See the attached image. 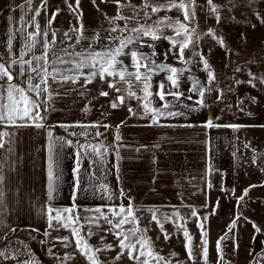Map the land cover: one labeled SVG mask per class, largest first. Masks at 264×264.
<instances>
[{"label":"crops","instance_id":"0c3cea01","mask_svg":"<svg viewBox=\"0 0 264 264\" xmlns=\"http://www.w3.org/2000/svg\"><path fill=\"white\" fill-rule=\"evenodd\" d=\"M55 4L62 3L63 18L54 21L51 31H56L57 41L64 39V32L82 23L84 35L91 37L97 31L102 35L109 27L105 16L114 17L117 14L115 3L101 2V0H80L78 12L82 15L77 19L76 12L70 11L68 4L75 5L76 0H56ZM140 5L142 0H132ZM25 0L17 1L11 9L21 12L18 5ZM42 0H33V7H40ZM27 7V5H25ZM10 10V7L8 8ZM196 19L194 27L200 38L195 51L200 55H193L192 50H185V59L191 63L179 61L168 40L155 41L157 63H165L177 69L184 70L179 77V85L184 89L176 98L168 95L165 101L158 96H151V106L161 108L165 102L171 107L163 109L164 113L175 112L176 115H162L158 123L152 124L150 116L143 115L141 102L136 98L127 99L125 104L116 109L110 107V101L118 94L107 87L98 77L90 84L84 85L83 77L76 84L54 85L62 95L56 96L53 110L46 114V127L38 129L33 126L8 127L0 125V131L14 133L11 145L5 144L0 149V165L3 167V204L0 206V221L17 218L32 220L44 219L49 207H78L82 209L102 207L110 208L129 202L137 206L175 209L178 206H193L209 210L214 219L236 218L240 213L239 204L264 205V127L207 128L209 119L216 121L210 112L207 95L206 72L199 65L201 55L207 54L208 45V4L207 0H196ZM22 13V12H21ZM20 13V16L23 14ZM130 14V10H125ZM31 13L26 17L31 19ZM45 10L41 8V15L37 17L41 29L47 25L44 19ZM169 16L173 20L179 18L183 21L181 10L160 11L153 14L152 19ZM19 18L13 17L10 21L0 20V55L9 58L7 52V39L9 30H13L16 39L13 41V54L18 57L23 40L16 29L21 27ZM151 23V21H149ZM123 25L124 21H119ZM28 28L27 31H32ZM70 35H75L70 32ZM166 36H174L171 29H165ZM179 39V37H177ZM71 43V41H69ZM87 41L82 42L86 44ZM77 46V49L79 47ZM100 49V42L93 45ZM71 50V49H70ZM142 51L151 54L153 49L144 47ZM167 53V56H165ZM39 54V53H37ZM125 64H130V57H121ZM14 71L16 69H13ZM85 72L88 69H84ZM168 73L161 71L152 76L151 92L159 91V84L165 85V90L176 91L167 79ZM23 79V78H20ZM194 81H199L200 87L205 89L204 106L200 107L194 102L199 99L196 90L192 89ZM14 80L13 83H18ZM101 90L108 91L109 96L99 95ZM83 93V94H82ZM139 95H143L139 93ZM191 96V99L188 97ZM90 109L85 111V108ZM131 107L138 115H131ZM190 108L197 109L189 111ZM143 116V118H141ZM119 128L121 140L119 141L120 160H116L115 134L116 126ZM99 123L111 127L99 128L79 126L65 127V125H91ZM227 125V124H224ZM48 131L53 137H63L73 141V146L65 145L60 153V164L57 173H54V182L58 183V190L53 199L48 196ZM96 132L103 133L95 137ZM99 144L109 146V153L101 160L93 156L97 162L93 164L88 156L81 160L80 186L87 191H78L73 197V184L77 144ZM247 145V147H246ZM11 148L9 152L7 149ZM114 165H118L119 171ZM55 176H59L55 180ZM119 177V179L117 178ZM106 185L108 192H103L100 185ZM211 184V187L208 185ZM251 190L244 200L238 202L245 189ZM121 190L124 196L120 195ZM111 195V198H109ZM16 205L21 208L16 209ZM231 215L229 216V214ZM250 218V217H248ZM1 226V230H5ZM246 238L253 239L258 232L246 226V231H239ZM258 241V246H260ZM262 244V243H261Z\"/></svg>","mask_w":264,"mask_h":264},{"label":"snow or ice","instance_id":"6c2138e0","mask_svg":"<svg viewBox=\"0 0 264 264\" xmlns=\"http://www.w3.org/2000/svg\"><path fill=\"white\" fill-rule=\"evenodd\" d=\"M101 2H108V0H101ZM117 6V14L114 17L105 16L108 20L109 27L104 30L107 35H102L101 32L97 31L93 36L88 37L84 35L83 24L79 27H73L69 31H65L63 36L64 39L57 41L56 31H51V26L59 14V9L52 14L49 18L47 25L41 29L37 17L41 15V8L47 10L48 0H42L40 7H33V0H25V3L18 5L21 12L23 13L19 18L21 27L16 29L19 32L23 45L19 50L18 57L13 54V41L16 39V35L13 30H9V36L7 39V52L9 58L4 59L3 55H0V125L5 128L8 127H26L33 126L38 129L46 127V114L53 110V102L56 96L62 95L54 85L65 84L71 82L76 84L81 77L84 79V85L92 83L97 77L107 87L118 95L110 101V107L112 109L118 108L120 105L125 104L127 99L136 98L141 102L143 108V115L150 116L152 124L158 123L159 117L162 115L174 116L175 112L169 111L163 112V109H168L171 105L165 102L161 108L151 106V100L149 97L155 95L158 96L161 101H165V97L168 95L179 98L183 93L177 91L169 92L165 90V85L160 83L158 88L159 91L151 92V80L154 74L161 71L167 72V79L171 86L179 88V77L184 70L177 69L171 65L163 62L157 63L154 59L156 56L155 52V41L157 40H168L172 49H177L175 54L178 56L180 62L188 64L190 60L185 59V50H192L193 55H200L195 51L196 44L200 38V34L197 33L196 28L193 26L196 19V0H142L140 5H136L132 0H110ZM68 3V0H65ZM95 4V0H93ZM256 0H247L248 7H251ZM80 0H76L75 5L68 4L70 11L76 12L77 19H80L81 13L77 11L79 9ZM207 4L212 13L216 15L217 23L220 22V6L213 3V0H207ZM27 5V7L25 6ZM235 7V5H233ZM172 9H178L182 11L183 21L179 18L173 20L169 16L158 17L153 20V14L159 13L160 11H171ZM125 10H130V14H125ZM31 13V19L27 20L26 17ZM257 19L264 23V16H260L257 13ZM11 20V17H9ZM119 21H124L123 25ZM151 21V23L149 22ZM255 27V25H252ZM28 28H32V31H27ZM165 29H171L174 32V36H166ZM74 33L75 35H70ZM209 35H212L217 43L221 47H226L225 41L221 37L215 36L214 31L209 30ZM179 37V39H177ZM71 41V43H69ZM87 41L86 44L82 45V42ZM100 42V49L97 50L93 45ZM77 46L79 49H77ZM144 47L153 49L151 54H146L142 51ZM71 49V50H70ZM39 53V54H37ZM167 56V53H165ZM121 57H130L131 63L125 64ZM204 69L208 72L209 82L215 80V74L211 71V66L208 61L201 55ZM13 69H16L15 71ZM84 69H88L87 72ZM237 72L241 71L238 67ZM249 79L247 83L255 87V82L259 81L264 83V75H257L248 72ZM23 78V79H20ZM14 80H19L18 83H13ZM237 83H243V81H237ZM192 89L196 90L200 97L194 103L200 107L204 106L205 89L200 87L199 81H194ZM207 91H211L210 88ZM142 93L143 95H139ZM83 94V93H82ZM100 96L108 97L109 92L101 90ZM222 95V93H221ZM191 99V96L188 97ZM252 102L255 103V98H252ZM87 107L85 111H89ZM197 109L190 108L189 111H196ZM243 111V109H241ZM131 115H138L131 107L128 108ZM250 115V113H249ZM143 118V116L141 117ZM123 121L120 125L116 126L115 141L116 146L112 148L115 152L116 160H120L119 155V141L121 136L119 134V128L123 125ZM79 126L82 128L94 127L104 128L111 127V125L99 123L91 125H65V127ZM207 128L213 127H231L233 129H239L244 127L243 125H219L215 124L212 119H209L205 125ZM49 138L48 143V196L49 199L54 198V194L58 190V183L54 182V173L59 170L60 164V153L64 146H73V141L65 139L63 137H53L52 131L47 133ZM103 133L96 132L95 137L102 136ZM14 133L8 131H0V149L5 147V144L11 145ZM247 147V145H246ZM9 152L11 148L7 149ZM109 153V146L103 143L93 144H77L76 145V160L74 172V184H73V197L75 198L78 191H87L86 188L80 186V164L83 157L88 156L90 159L93 156L100 157L101 160ZM91 162L95 164L97 161L91 159ZM118 169V165H114ZM119 179V177H117ZM59 176H55V180H58ZM3 167L0 165V206L3 204ZM211 187V184L208 185ZM250 186L245 189L243 194L238 197V202L244 200L251 190ZM100 189L103 192H108L106 185L101 184ZM121 196H124L123 190L120 192ZM111 198V195H109ZM129 204L125 207L123 204L118 207H110L111 217L104 211V208L97 207L95 209H87L94 215L81 218L80 216H72V209L65 208L61 210H54L53 208L48 209V227L49 228H71L72 236L75 238L76 250L81 255L85 256L88 264H103V261L99 259L98 252L104 250H113L111 244L104 245L103 247H93L88 244L87 239L81 235V229L85 224L89 225V230L86 236L90 238L96 233L91 230V226L100 228V220H103L109 225V231H113V235L116 236L119 241L118 247L121 251L114 258L119 260L121 256L127 251L128 258L136 261V264H151V259L157 262L165 260L158 253L154 252L150 239L146 236L148 229L140 228V218L137 217L133 210L131 198ZM151 211V210H150ZM55 212V214H53ZM69 215L65 216L64 214ZM179 219L184 220V217H179L178 213H173ZM192 216L198 217L195 210L192 212ZM199 218V217H198ZM164 220H169L171 217L165 216ZM207 220V217L199 218ZM241 219L237 216L228 231H232V228L236 226V221ZM152 220L160 225L163 229V222L157 217L156 212L152 211ZM131 224V228H125L124 226ZM181 227L183 225H180ZM201 229L202 237L207 236V232L204 230V224L198 225ZM256 232L260 229L254 225ZM10 231H15V228H10ZM49 233L45 232L47 236ZM165 239H168V234L165 233ZM184 236L188 240L186 245V251L188 252L189 259H193L192 249L190 246L191 236L188 231H184ZM2 238V237H0ZM227 234L222 236L217 241V253L218 259L223 261V250L221 248V241L227 239ZM62 242L65 243V247L68 246V238H61ZM104 237H101L103 242ZM44 243V241H41ZM201 243L204 245L202 256L205 264H207L208 248L207 240L202 239ZM139 246V247H138ZM26 248L29 246L25 245ZM50 255H54L49 250ZM33 253L29 251L28 259L20 260L19 253L13 256L17 260L18 264H36V261L31 258ZM0 256H6L4 251H0ZM61 260V264L65 261L72 259L73 257L69 254L64 257H56ZM143 258V259H141ZM151 258V259H149ZM165 264H171L170 261L165 260Z\"/></svg>","mask_w":264,"mask_h":264},{"label":"rangeland","instance_id":"374dc122","mask_svg":"<svg viewBox=\"0 0 264 264\" xmlns=\"http://www.w3.org/2000/svg\"><path fill=\"white\" fill-rule=\"evenodd\" d=\"M17 1L19 0H0V20L10 21L9 17L11 20L13 17H20V11L16 12L11 9L17 5ZM54 1L56 0H48L46 15L44 16L47 21L57 9H59V14L54 21L63 18L60 7L62 3L55 4ZM213 3L220 6L219 16L221 19L217 23L216 15L210 11L208 6V33L209 30L214 31L215 36L224 39L226 47H221L217 40L208 34V48L204 58L215 74L214 81L209 82L208 72L204 69L202 60L200 59L198 62L206 72L207 89H211V91H207L210 112L216 121L223 125H243L254 129L264 127V83L256 81L255 87L247 83L249 71L257 75H264V23L257 19V13L264 16V0H256V3L251 7H248L247 0H213ZM9 7L10 10H8ZM238 67L241 69L239 72L236 71ZM237 81H243V83L238 84ZM180 89L184 88L181 85L178 89L175 88L176 91ZM253 97L255 103L252 102ZM128 204L129 202L123 205L127 207ZM132 205L135 215L140 218L139 227L148 229L146 236L150 239L154 252L170 261L171 264H205L202 256L204 247L201 243L202 239L207 240V264H264V205L239 204L240 213L238 216L241 219L236 221V226L230 232L228 229L235 218H210L209 216L213 214H210L209 210L198 208L197 205H182L175 209L142 207L133 202ZM19 208L21 206L16 205V209ZM52 208L61 211L70 208L72 209V216L78 215L81 218L94 215L93 212L86 211L87 209L74 206ZM48 209L44 219L25 220L17 218L13 221H7L9 226L6 225V221H0V237H2L0 238V251L6 253V256H0V264H18L13 256L19 253L20 260L28 259L29 251L33 253L31 258L36 261V264H44L32 251L31 242H35L40 247L50 264H61V260L56 257H64L69 254L73 258L65 261L64 264H88L85 256L76 250L75 238L71 233L73 225L67 229L58 226L57 228H49ZM193 210L197 212L199 218L207 217V220L192 216ZM104 211L111 217L109 208H104ZM152 211H155L157 217L162 220L163 229L152 220ZM173 213H178L179 217L185 219L181 220ZM64 215L69 214L65 213ZM165 216H169L171 219L164 220ZM200 223L204 224V230L207 232L206 237L201 235V229L198 227ZM100 225L99 229L91 226V230L96 234L88 238L86 233L89 230V225L85 224L81 229V235L93 247H103L108 244L113 246V250L97 253L103 264H136V261L128 258L127 251L119 260L114 259L121 251L118 247L119 241L113 235L115 230L109 231V225L103 220H100ZM254 225L260 229L258 236L246 241V238L242 233L239 234V231H246V226L254 228ZM1 226H5V230H1ZM124 227L131 228L132 225L127 224ZM10 228L16 230L10 231ZM185 230L192 238L190 246L193 259H189L186 251V245L189 242L184 236ZM45 232L49 234L45 236ZM165 233L168 234V239H165ZM225 234L228 238L221 241L223 261H220L217 253V241ZM64 237L68 238L67 247L61 239ZM101 237H104L103 242H101ZM258 241L262 243L260 246H258ZM25 245L29 247L26 248ZM49 250L54 255H50ZM165 260L157 262L151 259V264H165Z\"/></svg>","mask_w":264,"mask_h":264},{"label":"water","instance_id":"95a60500","mask_svg":"<svg viewBox=\"0 0 264 264\" xmlns=\"http://www.w3.org/2000/svg\"><path fill=\"white\" fill-rule=\"evenodd\" d=\"M30 247L32 249V251L34 252V254L38 257V259L44 263V264H50L48 262V260L46 259V257L43 255L40 247L35 243V242H31L30 243Z\"/></svg>","mask_w":264,"mask_h":264}]
</instances>
